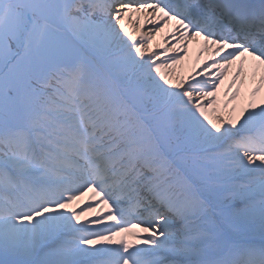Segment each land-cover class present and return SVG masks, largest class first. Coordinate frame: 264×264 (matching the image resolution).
<instances>
[{
    "label": "snow or ice",
    "instance_id": "6c2138e0",
    "mask_svg": "<svg viewBox=\"0 0 264 264\" xmlns=\"http://www.w3.org/2000/svg\"><path fill=\"white\" fill-rule=\"evenodd\" d=\"M0 264H264V0H0Z\"/></svg>",
    "mask_w": 264,
    "mask_h": 264
}]
</instances>
